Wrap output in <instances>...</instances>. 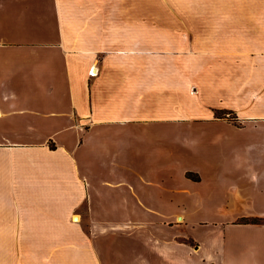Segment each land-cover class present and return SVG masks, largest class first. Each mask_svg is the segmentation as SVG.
Masks as SVG:
<instances>
[{"label":"crops","instance_id":"1","mask_svg":"<svg viewBox=\"0 0 264 264\" xmlns=\"http://www.w3.org/2000/svg\"><path fill=\"white\" fill-rule=\"evenodd\" d=\"M166 5L0 0V264H264V0H176L171 35ZM183 92L208 125L186 166L161 132ZM79 167H132L152 218L106 227Z\"/></svg>","mask_w":264,"mask_h":264},{"label":"rangeland","instance_id":"2","mask_svg":"<svg viewBox=\"0 0 264 264\" xmlns=\"http://www.w3.org/2000/svg\"><path fill=\"white\" fill-rule=\"evenodd\" d=\"M168 1H169V5L165 6L166 7L165 10L152 11L150 13V18L152 20H159V25L161 27L168 26V30H173V31H168V35H171V32L173 34L176 32L174 28L170 29L172 25L176 24V22L179 23V25L181 23L183 26L181 28L180 27L176 28L178 32L182 30L187 34H190L189 24L184 23V21L189 22L191 20V12L189 10L176 11L174 7L176 0H168ZM180 7H184L187 9L189 8V5H182ZM134 19L135 20L141 19L138 16V13H135ZM169 95L170 92H167V96ZM192 103H196V101L189 94V92H187L184 93L181 96V98L171 100L170 103L168 100L167 107L163 112L164 114H166V116H177V119L175 121L171 120L173 122H168L167 124L163 125V127L161 126V132L165 130L167 134L171 135L170 137L171 139L167 141L168 147L165 146L166 149H169V147L174 148L175 146L177 150L183 152L182 155L183 166L188 165L189 162L192 161L190 160V155L189 154L187 155V152L190 151V140H188L185 135L189 134L188 132L191 130L192 126L196 127V130L199 129V131L208 130V125L203 124V122L206 121L193 122L192 120H190L191 116L197 114V112L191 110ZM200 107H202L201 103H200ZM213 112L215 115L218 116L219 115L232 116L231 113L226 114L227 112L224 113L220 112L219 109H215ZM225 130L227 129L225 128ZM176 134L183 135L184 139H181L183 140L182 148L180 147L181 144L180 139L178 137H174ZM219 134L220 136L222 135L220 132ZM224 135H228V132H224L223 136ZM76 138L77 137L70 138L67 144L70 145V147H73L75 145L74 148L77 151L82 147V145H80L79 147L80 136L77 139ZM217 142L218 141H216L214 144L215 151L217 150L218 147ZM79 168L81 169V179L83 180V186L86 188L87 192H90V194L93 196L94 214L98 215L99 219L104 221L102 223L106 227H110L111 223H113L114 225H118V227H122L124 229L134 228V227L135 229H138L137 228L138 222H144L142 220L147 221L148 219L152 218V216L148 215V212H145V210H143L144 206H141L142 203L140 202V200L137 197H134L129 191V184H136L137 186L138 182L141 183V178L137 173H135L132 170V167H79ZM147 168L149 170L153 169V167H147ZM59 170L62 173L57 172L58 177L60 179L66 180V175L63 169H59ZM50 174H51L50 171L47 172L46 169L41 174L40 182L45 186H50L52 184V181L56 179V178H52ZM192 175L194 176L193 172ZM54 177H55V173H54ZM119 181H121L119 185L123 184V186L118 188L113 187L115 186V183ZM65 184L68 186L67 181H65ZM90 184L93 185V186L91 185L92 190ZM121 190L123 191V193H117V191H121ZM141 196L143 197L142 194ZM149 227H154V226H149ZM146 228L148 227L146 226Z\"/></svg>","mask_w":264,"mask_h":264},{"label":"trees","instance_id":"3","mask_svg":"<svg viewBox=\"0 0 264 264\" xmlns=\"http://www.w3.org/2000/svg\"><path fill=\"white\" fill-rule=\"evenodd\" d=\"M187 175L192 177V178H197L196 175L193 176L192 172H189V171L187 172ZM240 220L242 222H261L262 221L260 218H256V217H254V218H242Z\"/></svg>","mask_w":264,"mask_h":264},{"label":"built area","instance_id":"4","mask_svg":"<svg viewBox=\"0 0 264 264\" xmlns=\"http://www.w3.org/2000/svg\"><path fill=\"white\" fill-rule=\"evenodd\" d=\"M89 73L93 75V74H95L96 72H94L93 68L91 67Z\"/></svg>","mask_w":264,"mask_h":264},{"label":"bare ground","instance_id":"5","mask_svg":"<svg viewBox=\"0 0 264 264\" xmlns=\"http://www.w3.org/2000/svg\"><path fill=\"white\" fill-rule=\"evenodd\" d=\"M79 217L77 216V218L76 219H78Z\"/></svg>","mask_w":264,"mask_h":264}]
</instances>
